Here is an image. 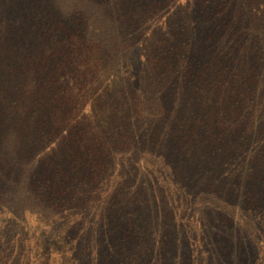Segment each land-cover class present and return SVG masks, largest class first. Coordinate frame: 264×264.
Here are the masks:
<instances>
[{
	"label": "rangeland",
	"instance_id": "rangeland-1",
	"mask_svg": "<svg viewBox=\"0 0 264 264\" xmlns=\"http://www.w3.org/2000/svg\"><path fill=\"white\" fill-rule=\"evenodd\" d=\"M0 264H264V0H0Z\"/></svg>",
	"mask_w": 264,
	"mask_h": 264
}]
</instances>
